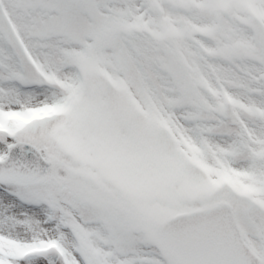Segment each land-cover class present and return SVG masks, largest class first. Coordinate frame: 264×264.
Here are the masks:
<instances>
[{"label":"snow or ice","instance_id":"obj_1","mask_svg":"<svg viewBox=\"0 0 264 264\" xmlns=\"http://www.w3.org/2000/svg\"><path fill=\"white\" fill-rule=\"evenodd\" d=\"M0 264H264V0H0Z\"/></svg>","mask_w":264,"mask_h":264}]
</instances>
